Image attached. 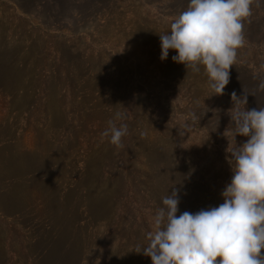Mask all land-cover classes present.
Returning <instances> with one entry per match:
<instances>
[{
    "label": "rangeland",
    "instance_id": "rangeland-1",
    "mask_svg": "<svg viewBox=\"0 0 264 264\" xmlns=\"http://www.w3.org/2000/svg\"><path fill=\"white\" fill-rule=\"evenodd\" d=\"M188 3L0 0L2 71L18 82L0 90V264H152L135 250L173 187L177 215L224 202L226 150L247 140L229 126L232 93L248 109L264 98L214 95L176 50L161 60L159 34ZM244 36L229 84L264 76V0ZM117 111L119 148L101 135Z\"/></svg>",
    "mask_w": 264,
    "mask_h": 264
},
{
    "label": "clouds",
    "instance_id": "clouds-1",
    "mask_svg": "<svg viewBox=\"0 0 264 264\" xmlns=\"http://www.w3.org/2000/svg\"><path fill=\"white\" fill-rule=\"evenodd\" d=\"M254 4L259 7V0H189L170 31L159 34L161 60L168 58L170 49L176 50L174 62L194 73L203 66L214 95H223L237 50L245 44L244 21ZM258 88L264 90V80ZM248 95L244 90L241 96H231L229 126L235 138L247 140L235 147L229 142L226 150L232 177L221 193L224 202L177 215L180 194L173 187L153 218L148 243L135 250L150 257L152 264H264V107L249 110ZM124 118L117 111L101 133L118 148L129 132L126 123H116Z\"/></svg>",
    "mask_w": 264,
    "mask_h": 264
},
{
    "label": "trees",
    "instance_id": "trees-1",
    "mask_svg": "<svg viewBox=\"0 0 264 264\" xmlns=\"http://www.w3.org/2000/svg\"><path fill=\"white\" fill-rule=\"evenodd\" d=\"M5 61H7V60L5 59ZM16 73H18V72L16 71ZM16 76H17V74H14V75L11 74L10 75V73L7 72L6 70L2 71V59L0 58V90L6 91V92H14L15 89L18 88V82L15 80ZM242 79L244 80L245 83H242L243 82ZM261 80H264V76H250L249 74H246V75H244V78L243 77L242 78H237L235 84H228L227 86L233 87L234 85H236L237 88H240V87L244 88V86L246 85L247 88H249V90L252 91V93H253L254 91L257 92L258 85H259ZM261 92L263 93V96L260 97L262 99V98H264V90H261ZM253 100H254V98L252 99V101ZM259 102H260V103H258L259 105L257 104V106L254 107V108L264 107V101L259 100ZM251 109H253V108H251ZM251 109H249V110H251ZM91 197H92V195H91ZM91 200H94V199H91ZM95 202L96 203H100V202H97V201H95ZM100 204H102V203H100ZM95 208H96V205H95ZM106 208H108V206ZM35 248L36 247H35V243H34L31 246V249L35 250ZM35 254H36V258H35L36 262L35 263L36 264H43L42 261H41L42 260L41 259L42 254L40 256H37V253H35ZM50 257H51V255H47V259L48 260L50 259ZM52 257L54 259L53 255H52ZM48 263L52 264V262H50V261Z\"/></svg>",
    "mask_w": 264,
    "mask_h": 264
}]
</instances>
